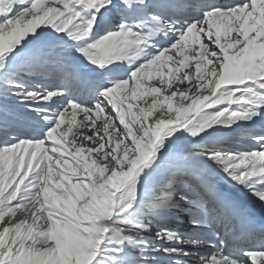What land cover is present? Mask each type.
I'll list each match as a JSON object with an SVG mask.
<instances>
[{
	"label": "snow or ice",
	"instance_id": "6c2138e0",
	"mask_svg": "<svg viewBox=\"0 0 264 264\" xmlns=\"http://www.w3.org/2000/svg\"><path fill=\"white\" fill-rule=\"evenodd\" d=\"M261 121L264 0H0V264H264Z\"/></svg>",
	"mask_w": 264,
	"mask_h": 264
},
{
	"label": "bare ground",
	"instance_id": "6f19581e",
	"mask_svg": "<svg viewBox=\"0 0 264 264\" xmlns=\"http://www.w3.org/2000/svg\"><path fill=\"white\" fill-rule=\"evenodd\" d=\"M175 85V84H174ZM182 87L184 86V85H181ZM185 87V86H184ZM181 88V87H180ZM183 89V88H182ZM84 123H88V122H84ZM259 127H264V121H261V122H259V124L257 125V128H259ZM74 132H77V134H80V133H82V134H84V135H91V132H89L88 130H87V128H81V129H74ZM240 139H242L243 140V138H245L246 137V135L244 134V132L243 131H241V133H240ZM246 139L248 140V138L246 137ZM235 140H239V139H235ZM234 140V141H235ZM244 141H245V139H244ZM252 143H254V142H244V146L245 147H248V146H251V144ZM236 144V143H235ZM234 144V145H235ZM233 144H231V146H232ZM95 145H93V144H90V143H85V147H94ZM237 146V145H236ZM262 211H264V209H262ZM18 216H17V220L18 219H20L21 218V212H19L18 214H17ZM7 219V218H6ZM208 235H211V233L209 232L208 233ZM213 243H215V239H213V240H211L210 241V244L209 245H212ZM213 248V247H212ZM215 249H209V250H207L206 252H196V253H205V254H210L211 252H213ZM181 260H184V259H181ZM196 260L197 259H195V260H193V262H194V264H195V262H196Z\"/></svg>",
	"mask_w": 264,
	"mask_h": 264
},
{
	"label": "rangeland",
	"instance_id": "374dc122",
	"mask_svg": "<svg viewBox=\"0 0 264 264\" xmlns=\"http://www.w3.org/2000/svg\"><path fill=\"white\" fill-rule=\"evenodd\" d=\"M174 87H175V85H174ZM181 87V90H183L184 89V86L182 87V86H180ZM183 88V89H182ZM145 99H147V101H148V103L150 104L151 103V98L150 97H146ZM141 103H143V102H141ZM158 111H159V109H158ZM244 139H245V141H244ZM235 139H233V140H231V142H229V143H231V144H233L232 146L233 147H239L240 145H244V142H249L250 140L248 139H246V137L245 138H243V140L242 139H239V140H235ZM236 143V144H235ZM235 144V145H234ZM237 145V146H236ZM229 146H231V145H229Z\"/></svg>",
	"mask_w": 264,
	"mask_h": 264
}]
</instances>
